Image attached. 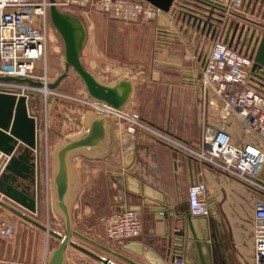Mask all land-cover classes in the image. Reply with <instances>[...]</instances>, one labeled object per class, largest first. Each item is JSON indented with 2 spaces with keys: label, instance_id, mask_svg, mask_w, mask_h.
Wrapping results in <instances>:
<instances>
[{
  "label": "water",
  "instance_id": "obj_1",
  "mask_svg": "<svg viewBox=\"0 0 264 264\" xmlns=\"http://www.w3.org/2000/svg\"><path fill=\"white\" fill-rule=\"evenodd\" d=\"M50 26V89L65 91L78 96L94 99L115 110H122L128 103L132 84L121 81L117 86H107L97 80L83 65L81 53L87 39L85 25L75 16L63 12L56 0H48ZM159 9L156 24L158 27L174 28L176 23L166 14L176 16L187 26L198 31L211 32L215 35L217 27L224 24L226 7L213 0H143ZM179 1V3H176ZM219 10L220 12L216 11ZM252 73L261 76L264 82V36L255 39ZM58 56V57H57ZM57 57V59H56ZM62 71L58 73V69ZM72 72L77 74L73 79ZM0 81L28 83L41 87V83L15 78H0ZM31 98L17 97L14 94L0 92V162L3 168L0 174V196L29 212L32 218L15 207L1 201L2 206L49 232L60 243L53 245L47 264H68L67 250L75 248L96 259L102 264H116L113 259L124 264H142L127 254L100 243L74 227L73 207L80 191V178L84 169L94 160L104 159L113 149L114 133L110 117L88 110L77 121L69 120L67 105L52 97L49 100L54 113L51 130L52 167L51 180L53 198V224L60 231H48L39 223L42 213V192L38 182L40 175V117L32 110ZM70 121V122H69ZM159 145L167 147L160 141ZM168 148V147H167ZM169 150H162L170 155ZM151 149L150 154H154ZM146 147H137V165L125 176H107L108 180L117 181L123 204V193L137 201L127 208L137 213L150 212L156 221L175 220L183 222L184 228L175 232V237L168 240L166 257L153 247L140 241H128L120 248L143 258L148 264H173L176 259H183L186 264H215L217 251L213 250L207 218H193L189 214L188 190L177 182L176 188L168 184L162 186L158 174L148 169ZM191 184H194L192 159L188 157ZM177 167V163H174ZM185 180V179H183ZM165 181V180H164ZM171 184V182H170ZM36 187V192L32 188ZM171 188V189H170ZM185 190V191H184ZM122 194V195H121ZM124 196V195H123ZM123 198V199H122ZM74 239L82 240L108 257L99 256L77 244Z\"/></svg>",
  "mask_w": 264,
  "mask_h": 264
},
{
  "label": "built area",
  "instance_id": "obj_2",
  "mask_svg": "<svg viewBox=\"0 0 264 264\" xmlns=\"http://www.w3.org/2000/svg\"><path fill=\"white\" fill-rule=\"evenodd\" d=\"M112 1L116 0H108L107 11L112 8L119 19L127 21H136L141 16L146 20H157L160 11L143 0H138L135 6L125 2L129 0H118L120 2L116 4ZM56 3L58 7L62 5L60 0H56ZM244 3L245 0H230L227 6L222 4L226 7L225 15L230 13L235 18L241 17L238 11ZM50 6L48 0H0V78L42 84L36 87L28 83L0 81V92L27 99L44 93L46 101L51 97L60 98L71 104L87 106V109L110 118L123 117L171 150L191 158L199 167L211 168L236 182L251 199L252 263L264 264V82L261 76L252 73L255 39L264 35H254L250 47L242 51L226 43L220 35L212 41L201 62V85L205 95L212 93L220 103L223 117L233 120L230 126L239 131L241 139L236 140L227 133V124L224 123L205 127L200 143L192 145L144 122L124 116L120 111L94 99L72 97L50 89ZM45 132L49 145L48 133ZM48 149L49 146L46 147L49 168ZM197 176L198 180L188 190L189 214L193 218H208L217 207V202L211 196L207 184L199 180L203 176L202 170ZM49 186L47 169V192L50 191ZM2 200L0 197V241H10L14 239L16 230L5 216ZM102 225L109 242L134 240L143 233L141 216L127 209L104 218ZM173 264L186 263L181 258Z\"/></svg>",
  "mask_w": 264,
  "mask_h": 264
},
{
  "label": "crops",
  "instance_id": "obj_3",
  "mask_svg": "<svg viewBox=\"0 0 264 264\" xmlns=\"http://www.w3.org/2000/svg\"><path fill=\"white\" fill-rule=\"evenodd\" d=\"M213 1H218L227 6L230 0ZM246 1L248 4L246 7L247 9H245L246 12H248L249 9L254 10L258 7L261 8L264 5V0H245V2ZM176 3H179V1ZM216 11L219 12L217 9ZM166 15L171 21L176 23V27L171 29L158 27L157 24L155 26L154 33L156 43L154 48L155 59H153V62H156L158 68L162 67V72H157L158 75L156 74V77L158 76V78L154 79L155 83H157V90L156 88L153 89V96L146 98L143 93L145 88H142L139 92V90L137 91L139 87L137 88L135 82H132L130 99L127 105L120 110L121 114L130 117L131 115L129 114L135 112V117H138L149 125L192 145H198L200 143L205 127H213L224 123L227 124L226 132L232 134L234 139L240 140L241 135L239 131L234 126H230V124L233 123V120H227L223 117L220 103L216 101L212 93L205 95L200 81L202 58L206 53H208V50L212 45V41L215 40L218 35H220L221 38L223 36L225 38L228 26L235 19V17L231 16L230 13L226 14L227 17L224 20V24L217 27V31L215 33L216 35H213L212 30L211 32H208L207 30L198 31L196 28L187 26L181 21H178L175 18L176 16H171L169 14ZM93 34H96L94 22ZM242 37L244 38V36ZM93 39L95 42L94 37ZM149 89H151L150 86H148V90ZM135 96H138L137 98L140 103L136 106L137 110L133 111L135 106L131 108L130 104H132V100ZM111 120L114 133V149L117 145H119L118 141L121 134L122 136L124 134L126 138L128 136L129 139L130 128L125 126L124 123L128 120L123 117H114L111 118ZM133 129L134 131L130 133L132 143L130 144V147L128 145V147L131 148V152L128 155H122L119 158H109L103 166L99 168L95 166L93 168V172L91 173V183L87 184L84 177L89 171V168L94 166L93 164L96 160L91 162L82 172L80 178V191L73 209L74 223L77 204L81 198V192L84 186L87 188L86 194H84L86 195L84 200L85 211L88 209L94 211L95 208L93 209V206L97 208L102 207L105 210L104 215L109 216L124 211L128 207L137 203L135 199L125 195L124 193V196L121 194L124 198V203H117V200L121 199L117 181L107 179L108 175L115 177L118 175L125 176L130 172L128 167L129 164H133L132 168L137 165V154L135 159L133 158V153H135L137 147H146L149 150L147 155L148 169L150 170L151 168L158 174V180L161 182L163 187L166 185L167 178H170L171 182L170 184L168 180L167 185H171L172 188H176L177 182L183 186V189H189L192 185L189 175L190 168L188 157L176 153L173 150L168 151L170 152V155L159 151V149L169 150V148L159 145L157 140L151 134L139 128ZM151 149H154L157 152L150 154ZM38 157L40 166L38 182L41 186L43 202L46 191L47 169H49L46 161V144L44 136L40 142ZM174 163H177L176 168L174 167ZM192 169L194 182L198 180L197 175L202 170L203 176L199 180L207 184L211 196L217 202V207L207 218L211 235L210 241L213 250L217 251L215 264H233L232 261L229 262V259L230 257H233V255H236L237 257L238 255H244V247H242L244 242L247 244L248 253L252 257V219L247 220L239 217L241 214L238 212V209L244 204L242 200L239 199V196L233 193L231 190L232 188L227 189L225 185L227 182H235L229 180L211 168L199 167L195 161H192ZM98 171H101V173ZM32 192H36L35 186L32 188ZM224 194L230 195L236 200L231 199L228 204H222ZM246 200L250 205L251 199L248 195L246 196ZM45 206L47 208L46 201ZM228 210L236 212V219H232V217L228 219L229 224L224 218L225 214L230 216L231 213H229ZM139 215L141 216L143 223V233L139 238L130 241H140L153 247L162 256L166 257L168 249L167 242L169 239L175 237V232L184 228L183 222L177 220L175 215L173 216L175 219L173 224L170 223V220L156 221L154 214L150 212H139ZM34 218H36V216ZM39 223H41L40 219ZM35 227L36 226L31 225V264L44 263L45 260L47 263L49 255L46 253L45 245L42 243L43 237L37 233V231H34ZM37 228L40 232L44 231L39 227ZM242 229H244V231ZM230 231L234 234L232 237L228 236L230 235ZM96 232L99 235L101 242L105 245L127 254L142 264H148L143 258L120 248L121 243L128 241L109 242L105 237L103 227L97 229ZM241 233L244 235H240ZM14 242H16L15 239L10 241H0V247L4 243L12 244L13 246ZM18 255L17 251H7L0 248V264H14V258ZM70 257V254L67 252L68 261ZM111 259L116 264L120 263L116 259Z\"/></svg>",
  "mask_w": 264,
  "mask_h": 264
},
{
  "label": "rangeland",
  "instance_id": "obj_4",
  "mask_svg": "<svg viewBox=\"0 0 264 264\" xmlns=\"http://www.w3.org/2000/svg\"><path fill=\"white\" fill-rule=\"evenodd\" d=\"M124 2V0H120ZM118 0L112 1L114 4L120 2ZM61 4L59 8L72 16L77 17L84 25L87 30V39L84 44L81 60L84 67L91 72L99 82L105 84L107 86H117L121 81H129L131 84L135 82L137 85V91L143 90V93L146 98L153 96V89L157 90V83H155L154 79L156 77L157 72H162V67L158 68L156 62H153L155 59V26L156 20H146L144 17H140L136 21H127L123 19H119L112 8L107 11L108 0H60ZM116 2V3H115ZM130 6H135L138 0H129L125 1ZM112 3V4H113ZM64 4V5H63ZM247 1L243 4V6L238 11V14L241 17H236L231 24H229L226 36L224 38L225 42L228 44H232L234 48H239L242 51L245 47L249 48L252 38L254 35L261 34L264 35V5L260 8H255L254 10L249 9L248 12L245 11L247 9ZM257 7V6H256ZM93 22L96 27V34H93ZM238 27V28H237ZM50 29V26H49ZM237 32V33H236ZM237 34V35H236ZM252 34V35H251ZM244 36V38H242ZM95 38V42L94 39ZM58 57V56H57ZM56 57V59H57ZM62 71V67L58 69V73ZM158 75V74H157ZM73 79H77V74L72 72ZM51 79V78H50ZM148 86L151 89L148 90ZM59 91V90H58ZM66 95L72 97H79L81 99H89L83 96H78L75 94H71L65 91H60ZM138 96H135L132 100L131 108L137 110V107L140 103ZM52 98V97H51ZM58 99V98H57ZM50 98L46 101L44 93L37 94L33 96L32 107L33 111L37 113L40 117V138L43 139V133L47 131L49 138V149H48V159H49V180L51 184L53 167H52V150L53 145L51 142V130L52 124L54 120V113L50 107L49 103ZM62 103L67 105V112L69 115V120L77 122L83 114H85L88 110L87 106H79L76 103H69L64 99H60ZM133 112L130 117L132 119L138 120L140 122H144L142 119L135 117ZM117 120V119H115ZM119 121V119H118ZM70 122V121H69ZM125 126L129 129L130 133L134 131L133 128H137L130 121H125ZM149 125V124H148ZM129 133L128 136L121 134L119 136V145H117L109 156L105 157L104 160L98 159L94 162V166L89 168V171L85 174L84 180L86 179V183H91V177L93 168L101 167L109 158L120 157L122 155H128L131 152L130 144L132 143V137ZM127 135V133H126ZM129 145V147H128ZM3 163L0 162V171ZM99 172V171H98ZM101 173V171L99 172ZM227 189H231L233 193L239 196V199L242 200L243 206L238 209V212L241 214L239 217L245 219H252V208L251 205L248 204L246 200L247 193L245 190L236 182H227L225 183ZM47 189V188H46ZM50 191H45L43 202H42V213L40 217V224L46 226L51 231H60L53 224V198H52V187L49 186ZM89 189V188H88ZM87 188L84 186L81 192V198L77 204V211L75 215V229L82 232L86 236L100 242L101 239L97 234L96 230L102 228V220L108 216L104 215L105 210L100 207H92L95 210H87L85 211V197ZM83 196V197H82ZM2 197V201L7 203L22 213H25L27 216L34 218L35 216H31L29 212L26 210L19 208L17 205L10 202L7 198ZM49 198L50 205L46 208L45 201ZM231 199H234L232 196L224 194V200L222 204H228ZM90 200V199H89ZM90 202V201H89ZM76 203V202H75ZM88 203V202H87ZM89 204V203H88ZM75 205V204H74ZM100 205V204H99ZM90 206V205H89ZM92 206V205H91ZM74 209V207H73ZM74 212V211H73ZM229 215H224L226 222L229 224L228 219L232 217V219H236L235 211H229ZM234 213V214H233ZM105 217H104V216ZM5 216L10 219L11 223L16 228V235L14 237L15 241L14 245L4 243L0 248L2 250L7 251H17L18 256L14 258V264H31V223L22 219L21 217L11 213L10 211L5 209ZM110 216V215H109ZM35 219V218H34ZM246 220V221H247ZM33 226V225H32ZM35 226V225H34ZM104 228V227H103ZM34 231H37L40 235H42V243L45 245L46 253L49 255L51 248L53 245H58L60 241L54 236L48 234L47 231L40 232L37 226L34 228ZM37 229V230H36ZM244 231V229H242ZM228 235V234H227ZM234 234L230 231L229 237H232ZM240 235H244L241 233ZM241 236V237H242ZM227 237V236H225ZM74 241L80 246L86 248L87 250L102 256L108 257L104 252L96 249L92 245L78 239H74ZM13 243V242H10ZM16 243V244H15ZM244 247V255L238 257L233 255L230 257L229 262L232 261L233 264H253V257H251L247 250V244L244 242L242 244ZM246 248V249H245ZM67 252L70 254V258L68 264H102L96 259L86 255L85 253L69 247ZM119 262V261H118ZM47 264L46 260L44 263ZM119 264H124L120 262Z\"/></svg>",
  "mask_w": 264,
  "mask_h": 264
},
{
  "label": "bare ground",
  "instance_id": "obj_5",
  "mask_svg": "<svg viewBox=\"0 0 264 264\" xmlns=\"http://www.w3.org/2000/svg\"><path fill=\"white\" fill-rule=\"evenodd\" d=\"M44 137H45V144H46V147H48V139H47V135H46V132L44 133ZM46 204H47V207H49V205H50V201H49V198H47V200H46ZM48 231H51L49 228H48ZM49 233V232H48Z\"/></svg>",
  "mask_w": 264,
  "mask_h": 264
}]
</instances>
